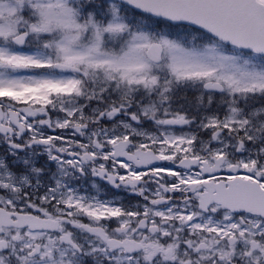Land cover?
Masks as SVG:
<instances>
[{
	"label": "snow or ice",
	"instance_id": "6c2138e0",
	"mask_svg": "<svg viewBox=\"0 0 264 264\" xmlns=\"http://www.w3.org/2000/svg\"><path fill=\"white\" fill-rule=\"evenodd\" d=\"M0 264H264V0H0Z\"/></svg>",
	"mask_w": 264,
	"mask_h": 264
}]
</instances>
